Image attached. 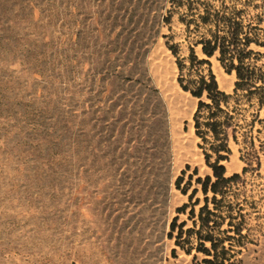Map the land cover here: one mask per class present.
I'll use <instances>...</instances> for the list:
<instances>
[{
  "label": "rangeland",
  "instance_id": "obj_1",
  "mask_svg": "<svg viewBox=\"0 0 264 264\" xmlns=\"http://www.w3.org/2000/svg\"><path fill=\"white\" fill-rule=\"evenodd\" d=\"M237 2L249 4L264 30V0H226ZM185 10L170 0H0V264L208 259L168 238L175 218L192 228L191 209L177 210L200 189L197 179L212 176L194 131L198 101L179 86L170 51L186 59L194 46ZM129 18L134 29L126 33ZM251 49L263 67L264 49ZM210 63L219 90L232 94L235 75ZM253 135L261 169L243 176L228 199L243 216L234 264H264V126ZM230 148L227 177L247 167L240 147Z\"/></svg>",
  "mask_w": 264,
  "mask_h": 264
},
{
  "label": "trees",
  "instance_id": "obj_2",
  "mask_svg": "<svg viewBox=\"0 0 264 264\" xmlns=\"http://www.w3.org/2000/svg\"><path fill=\"white\" fill-rule=\"evenodd\" d=\"M170 2L173 8L186 9L182 22L189 37L194 40L186 59L178 57L176 47H171L170 51L177 58L179 86L198 101L193 117L194 131L200 141L198 148L212 176L197 179L196 185L200 189H194L189 196V204L177 210L178 215H185L191 209L188 221L192 223V228L184 230L187 222L178 225L179 218H175L168 238L174 240L175 247L188 256L195 251L208 257L202 264H234L229 255L243 239V216L240 205L228 199L233 187L242 182L243 176L250 171L258 173L261 169V158L255 150L253 133L257 125L264 126V119L261 118L262 113L264 115V66H258V59L262 55L251 48L264 49V30L254 26L255 18L249 17L247 3L238 7L239 2L227 5L226 0ZM217 2L220 5H216ZM198 47L206 58L203 61H199L195 54L194 49ZM213 58L228 75H235L234 90L230 95L219 90L210 69ZM205 65L209 67L207 73L203 69ZM249 113L250 121L246 117ZM231 145L240 147V161L246 163L247 167L241 174L227 177L222 163L230 162ZM254 165L256 167L250 169ZM181 181V178L177 181L178 190ZM199 193L203 197V205L196 213L195 207L201 201L197 199L195 203L192 202ZM183 194L187 195V191ZM175 254L176 250L173 251Z\"/></svg>",
  "mask_w": 264,
  "mask_h": 264
},
{
  "label": "bare ground",
  "instance_id": "obj_3",
  "mask_svg": "<svg viewBox=\"0 0 264 264\" xmlns=\"http://www.w3.org/2000/svg\"><path fill=\"white\" fill-rule=\"evenodd\" d=\"M122 9H124V4H123V1L122 2H119L118 4H116V6H115V10L117 11H121ZM117 22H119V20L118 21H116L115 23H114V27H117L118 26V23ZM132 21H131V18H129L128 20H127V22H126V24H125V30H126V33H130L133 29H134V27H132ZM123 31V30H122ZM122 31L121 32H119L118 34H121L122 33ZM179 148H180V150H182L183 152H184V154H186V160L187 161H189V162H191V163H194V157H193V155H191V152H190V149H189V147H186V145L184 146V144H182L181 142L179 143Z\"/></svg>",
  "mask_w": 264,
  "mask_h": 264
}]
</instances>
